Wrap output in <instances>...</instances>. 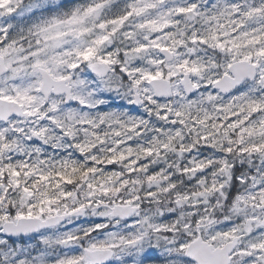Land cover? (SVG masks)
Returning a JSON list of instances; mask_svg holds the SVG:
<instances>
[{
    "label": "rangeland",
    "instance_id": "obj_1",
    "mask_svg": "<svg viewBox=\"0 0 264 264\" xmlns=\"http://www.w3.org/2000/svg\"><path fill=\"white\" fill-rule=\"evenodd\" d=\"M43 1L47 0H0V55L5 57L9 70L0 79V97L17 102L30 115L29 120L18 122V126L9 125L0 130V185L4 188L11 185V188L16 190L17 182L23 178V175L17 171L10 172V166L15 167L25 163L32 168V172L37 171V174H42L41 168L44 170V176L48 182L41 194L44 198L56 199L59 193L65 192V185L63 181L55 182L56 180L51 179L52 172L57 171L58 174L67 175L82 164H86L97 170L96 181L110 172L115 173L113 169L108 170L106 165H111L116 159L124 158L126 159L124 164L133 165L142 156L155 153L156 158L144 157V161L138 164V167L149 171L155 167H162L159 165L163 163L164 153L171 152L169 141H176L185 149L184 153L192 157L189 165L196 173L198 184L202 182L205 191H214L219 188L224 183L223 171L227 167V162L212 163L214 152L203 158V149L191 145L190 140L185 137L183 128L170 122L174 118L172 108L177 111L196 108L199 110L200 117L205 118L235 113L234 119H240L238 124L241 123L247 130H255L254 135L263 132L264 61H260L259 57L253 61L258 70L254 82L245 85V88L237 94L223 97L213 90L211 83L226 74L228 66L236 61L233 60L234 52L229 59L222 58L218 61L197 52L193 45H190L194 41H190L189 44L185 37L170 36L169 31L178 27L186 28L193 24L191 18L183 19L176 15L178 9L176 0H77L72 6L73 15L67 20L36 17L34 12L43 8ZM55 2L59 7L62 0ZM224 3L219 5L217 10L226 6L230 8V2ZM230 12L226 8V18ZM154 28L157 30L155 36L152 33ZM105 29H110L113 36L108 35ZM118 29L119 32H117ZM83 34L85 36L81 39L79 36ZM28 35H30L29 38ZM32 37H34V43L31 44ZM114 40L118 41L119 46H116ZM25 41L26 46L23 44ZM168 44L170 46H167ZM161 48H166L172 53L171 62H166L160 55ZM82 51L88 54L89 65L105 62L113 69V72L103 79L102 85L110 86L109 97L114 104L122 101L131 104L134 92H137L146 102L132 127L143 126L142 139L140 141L138 136H135L133 129L132 134L119 139L116 137L119 132L114 130L110 133L112 141L109 145L103 143L102 135L99 140L101 145L98 148L89 147L87 143H77L76 146L85 153L82 159L72 160L66 155L60 156L56 154L61 153L59 151L54 154L56 160L48 161L44 165L41 158V152L44 149L35 143L36 140L33 137V134L38 138L41 137L43 131L38 127L39 121L41 118L47 119V108L42 107L43 100L37 91L40 85L37 69L45 68L53 78L66 79L70 82L73 87V96L80 104L79 109L64 105L59 99H53L50 105L55 107L61 104L57 110V117L59 120L62 117H68V124H71L72 121L78 120L80 108L96 110L97 104L94 99L87 98L82 92L84 77L72 81L74 78L72 68L77 62L76 55ZM245 59L250 60L239 58V60ZM185 73L189 74L191 82L199 89L190 98L185 97L179 83V79ZM155 78L169 80L172 85V98L177 99L171 98L168 101L154 97L148 81ZM34 91L37 92L36 95L32 93ZM147 102H151L153 107H149ZM96 112L97 114L93 115L98 117L102 110H96ZM154 114L162 116L164 121L156 122L152 116ZM196 123L197 121L193 123L194 127L192 126L196 138H203L211 133L209 127L202 124L195 126ZM154 127L159 131L153 130ZM156 132H159V135L155 134ZM71 136L74 135L71 134ZM259 137L261 136L255 138ZM4 150L5 154H3ZM252 156L247 187L235 198L232 219H226L220 223L207 221L206 216L209 210L205 202H203L204 208L196 215L194 225L190 222H182L183 214H178L173 221H170L167 215L151 214L144 209L125 226L115 224L111 230L100 233L102 240L107 242L104 247L116 248V254L114 253L109 264H125L131 248H136L143 253L156 250L160 255H168L166 264H182L180 263L181 250L185 249L190 236L197 235L214 246H222L225 242L237 237L238 245L233 251L235 264L263 263L264 229L261 225L263 211L260 206L264 204V152L260 154L255 151ZM179 163L180 161L176 160L173 166L177 169ZM159 171L162 172L161 169ZM29 173H31L30 170ZM164 174L166 177L156 180L160 189L165 188L164 180L170 183L176 181L175 174L167 168ZM209 176L212 178H208ZM240 180L245 182L247 179L243 177ZM10 193V198L15 201L18 193L11 191ZM187 198L195 204L200 202L197 194L191 192L187 193ZM2 200L0 199V216L4 217L5 221H15L21 217L19 209L15 207L12 212L2 208ZM101 210H106L107 216L111 217V208H101ZM193 213L194 210L191 209L186 214ZM85 215L88 218V215ZM1 224L0 264H6L8 257L19 256V251L9 254L5 249L6 238L2 234ZM64 226H67V223ZM182 226L187 229V233L185 230L180 236H172L168 239L156 234L158 230L165 229L179 231ZM125 229L137 231L138 237L134 241H122L120 235ZM52 234L51 230L45 231L37 236L35 242L28 243L30 249L36 247L37 254L33 255L34 261L21 257L19 264H53L46 251L53 248ZM142 238L148 239L145 245L141 244ZM87 248L99 247L89 245ZM36 249L32 250L33 253ZM146 260L150 262L148 264H163L152 254ZM77 263L90 264L85 257Z\"/></svg>",
    "mask_w": 264,
    "mask_h": 264
},
{
    "label": "trees",
    "instance_id": "obj_2",
    "mask_svg": "<svg viewBox=\"0 0 264 264\" xmlns=\"http://www.w3.org/2000/svg\"><path fill=\"white\" fill-rule=\"evenodd\" d=\"M55 1L59 0L43 1V8L36 10L34 15L49 19H69L73 15L72 6L77 0H62L59 7L56 6ZM224 2H230L231 5L230 8L225 5L231 11L227 18L225 7L217 10L219 5L225 4ZM176 5L178 7L176 15L183 19L191 18L193 24L186 28L178 27L169 31L170 36L185 37L189 44L190 41H194L190 45H193L197 52L218 61L222 58L229 59L233 52V60L243 57L255 61L259 57L260 61H264V0H176ZM105 31L108 35L113 36L110 29H105ZM119 31L118 29L117 32ZM156 32L157 30L154 28L152 30L154 36ZM84 36L85 34L79 37L82 39ZM29 37L30 35H28ZM88 39L90 41V38ZM30 43H34V37ZM114 43L119 46L118 41L114 40ZM23 44L26 46V41ZM87 55L84 51L77 53V62L72 68L74 77L72 81L79 77L85 78L82 92L87 98L95 100L97 103L95 109L102 110V113L95 117L93 114H97L96 110L87 107L81 108L77 115L78 120L68 124V117H62L60 120L57 117V110L61 104L55 107L51 106L50 103L53 98L47 105L42 102L43 106H41L44 109L47 108V119L41 118L39 121L38 127L42 129L43 134L39 138V142L35 143L44 149L41 152L44 165L48 161L56 160L54 154L59 151L61 153L56 154L60 156L66 155L72 160L75 158L82 159L85 153L76 146L77 143H87L86 145L89 147L98 148L101 135L104 144L109 145L112 141L110 133L114 130L119 132L116 136L119 139L129 135L128 132L131 133L132 127L130 126L135 120L136 110L133 111L131 106L123 101L117 104L113 103L109 97L108 88L110 86L102 85L103 80H97L90 74ZM244 88L245 86L239 88L234 94L239 93ZM32 93L37 94L36 91ZM79 106L80 104L77 102L72 107L79 109ZM172 112L174 118L170 122L183 128L185 137L190 140L191 145L203 149V158L214 152L212 163L227 162V167L223 171L224 183L216 190L205 191L202 182L198 184L196 173L191 170L192 166L189 165L192 162V157L186 155L185 149L176 141H169L171 152L164 153L163 163L159 165L162 167H155L149 171L143 167H138V164L144 161V157L156 158L155 153L150 156H142L133 165L124 164L126 161L124 158L116 159L111 165H106L108 170L113 169L115 173L110 172L107 176L96 181L97 170L86 164H82L67 175L58 174L57 171L52 172L51 179L56 180L55 182L63 181L65 185V192L59 193L56 199H47L41 194L48 182L42 168L40 175L37 174V171L32 172V168L25 163L15 167L10 166V172L17 171L23 175V178L17 182L16 190H13L11 185L6 188L0 185V199H3L1 207L11 212L15 207L19 209L21 216L41 217L55 213H67L77 209L86 210L88 218L85 217L86 215L80 218H72L68 220L67 226L63 224L50 229L53 232L51 238L53 248L46 251L50 262L53 264H81L77 262L83 259L85 248L89 245L100 247L107 244L106 241L102 240L100 233L111 230L115 224L125 226L108 217L106 210H101V208H110L114 204H138L142 210L147 209L150 213L167 215L170 217V221H173L178 214H183L181 216L182 221H189L191 225H194L196 215L204 208L203 202H205L208 206L207 210H209V214L206 216L207 221L220 223L223 220L232 219L231 214L235 198L247 187L251 172L249 163H252L250 158L253 157L252 154L255 151L260 154L264 152V130L254 135L255 130H247L241 123L238 124L240 119H234L235 113L205 118L200 117L199 110L196 108L178 111L172 108ZM153 117L158 123L164 121L162 116L153 115ZM83 118L85 119L82 124ZM21 121L24 122L25 120L13 118L7 124L0 122V130L9 125L18 126V122ZM196 121L195 126L205 125L211 129V133L206 134V137L196 138L192 129L193 123ZM153 130L159 131L155 127ZM134 131L135 136H138L139 140L142 139L143 126L135 128ZM155 134L159 135V132ZM256 136L261 137L256 139ZM64 145L66 146L64 147ZM5 152L4 150L3 154ZM8 159L10 160L9 156ZM176 160L180 161L177 169L173 166ZM164 166H167L166 168L175 174L176 181L170 183L164 180L165 188L160 189L156 180L166 177L164 176L166 175L164 174L166 170ZM243 177L247 179L245 182L240 180ZM208 178H212V176ZM10 191L18 193L15 201L10 198ZM188 192L197 194L200 202L197 204L190 202L187 198ZM191 209L194 210V213L192 215L186 214ZM4 221L5 218L0 216V223ZM185 230L187 233V229L182 226L179 231L165 229L158 230L156 234L169 239L172 236L183 235ZM43 233V231L39 232L29 238L7 239L5 249L9 254L19 251V256L14 258L9 256L6 264H19L21 257L34 261L33 255L37 254V249L34 246L36 251L33 253L32 250L35 249H30L28 243L35 242L37 236ZM120 236L122 241H134L138 237V233L135 230L125 229L121 231ZM147 242V238H142V245ZM113 251L116 253L115 247ZM130 251L129 263L148 264L150 262L146 258L150 254L160 259L163 264L168 261V255H160L156 250L143 253L137 251L136 248H131Z\"/></svg>",
    "mask_w": 264,
    "mask_h": 264
},
{
    "label": "water",
    "instance_id": "obj_3",
    "mask_svg": "<svg viewBox=\"0 0 264 264\" xmlns=\"http://www.w3.org/2000/svg\"><path fill=\"white\" fill-rule=\"evenodd\" d=\"M160 54L166 62H170L173 56L169 50L162 48ZM8 71L4 58L0 55V79ZM90 72L95 77L102 79L111 72L110 67L106 63H95L90 66ZM41 83L39 92L48 102L49 97H64L66 104H73L75 100L72 98V88L66 83L64 79H54L43 68H38ZM257 77V67L254 63L248 60H238L232 62L228 68L227 73L212 82V88L218 91L223 96L232 94L245 82H254ZM184 94L190 97L198 92V88L191 82L189 74H184L179 80ZM153 91L154 97L157 99L168 100L172 97L171 83L163 78L152 79L148 82ZM142 100L138 94L134 95L133 106L140 107ZM27 118L28 113L25 112L21 106L12 100H5L0 98V121L7 123L13 117ZM264 212V204L260 206ZM138 211V207L132 205H115L112 208V216L119 221H126L132 218ZM85 210H75L70 213L55 214L46 218L39 217H20L16 221H5L2 224L3 235L8 239L18 237H29L37 232L57 227L65 222L67 219L74 216H81ZM264 229V214L261 221ZM238 239L234 238L229 243L221 248H214L212 245L202 241L200 238L190 243L185 255L194 260L198 264H229L231 261V252L235 248ZM86 257L92 264H106L112 257L110 249H93L85 250Z\"/></svg>",
    "mask_w": 264,
    "mask_h": 264
},
{
    "label": "flooded vegetation",
    "instance_id": "obj_4",
    "mask_svg": "<svg viewBox=\"0 0 264 264\" xmlns=\"http://www.w3.org/2000/svg\"><path fill=\"white\" fill-rule=\"evenodd\" d=\"M60 99H62V98H60ZM191 241H193V240H190L188 243H191ZM180 254L182 255V253H180ZM183 255L185 256V253L184 252H183ZM234 255L235 254H233V256H232V260H231V263L230 264H235V262H236V260L234 258ZM180 263H182V264H197L194 260H191V259L186 258V257L185 258L184 257H181Z\"/></svg>",
    "mask_w": 264,
    "mask_h": 264
}]
</instances>
